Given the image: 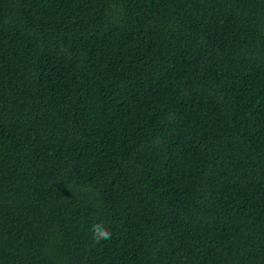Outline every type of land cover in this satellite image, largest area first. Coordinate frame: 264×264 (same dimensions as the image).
<instances>
[{
	"label": "trees",
	"instance_id": "trees-1",
	"mask_svg": "<svg viewBox=\"0 0 264 264\" xmlns=\"http://www.w3.org/2000/svg\"><path fill=\"white\" fill-rule=\"evenodd\" d=\"M0 264H264V0H0Z\"/></svg>",
	"mask_w": 264,
	"mask_h": 264
},
{
	"label": "clouds",
	"instance_id": "clouds-1",
	"mask_svg": "<svg viewBox=\"0 0 264 264\" xmlns=\"http://www.w3.org/2000/svg\"><path fill=\"white\" fill-rule=\"evenodd\" d=\"M93 239L97 243L101 240L111 239V232L107 228L102 227L100 224H94L92 227Z\"/></svg>",
	"mask_w": 264,
	"mask_h": 264
}]
</instances>
